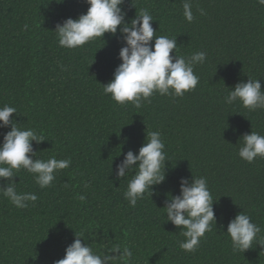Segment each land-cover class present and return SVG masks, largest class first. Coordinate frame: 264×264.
I'll use <instances>...</instances> for the list:
<instances>
[{
  "label": "trees",
  "instance_id": "obj_1",
  "mask_svg": "<svg viewBox=\"0 0 264 264\" xmlns=\"http://www.w3.org/2000/svg\"><path fill=\"white\" fill-rule=\"evenodd\" d=\"M183 2L122 5L129 21L147 8L156 35L177 37L178 54L207 52L206 62L195 66L194 90L176 98L155 93L137 109L103 93L122 63L119 36L106 33L104 40L76 49L58 45L56 24L86 13V0H0V107H16L19 126L45 137L33 142L40 159L72 161L43 189L26 170L17 173V191L38 196L27 208L0 195V264H54L64 258L75 232L88 239L83 242L96 243V250L107 233L113 243L131 248L130 264H264V246L254 241L247 251L234 252L226 233L242 211L264 229V158L248 163L238 155L243 134L264 135V109L224 103L227 87L249 77L260 79L264 89V6L257 0H192L195 19L189 23ZM10 130L0 128V144ZM147 131L162 134L170 161L165 182L132 207L124 198L132 174L119 179L116 166L129 150L138 154ZM193 176L207 178L217 201V228L187 252L179 247L182 230L166 221L161 208L168 195L180 194L181 178ZM0 186L7 182L0 180Z\"/></svg>",
  "mask_w": 264,
  "mask_h": 264
},
{
  "label": "clouds",
  "instance_id": "obj_2",
  "mask_svg": "<svg viewBox=\"0 0 264 264\" xmlns=\"http://www.w3.org/2000/svg\"><path fill=\"white\" fill-rule=\"evenodd\" d=\"M86 2L90 6L86 13L57 23L54 32L58 45L67 49L82 47L95 38L103 39L106 33H111L113 37L119 36L124 45L119 51L122 63L115 69L114 78L103 84L105 95L110 94L112 100L121 105L131 102L139 109L144 102H150L155 93L176 98L183 97L197 87L199 76L194 69L196 65L206 62V51L194 52L187 57L178 54L177 37L156 35L157 31L151 23L154 19L147 8L136 11L135 17L129 21L128 14L122 7L125 0ZM257 3L264 6V0H257ZM192 9V0H184L183 16L189 23L195 19ZM197 11L200 15H206L203 8H198ZM28 28L29 25L25 24L24 30ZM173 52L175 55H172ZM60 67L67 71L63 64ZM227 88L229 91L224 97L225 104L239 102L250 111L264 109V89L260 79L249 77L247 82L241 81L234 87ZM14 113L19 114L14 106L5 104L0 107V128L11 129L4 134L3 143L0 144V180L7 182L6 187L0 186V195L15 207L23 209L29 206L28 202L35 203L38 196L32 192L17 191L14 178L19 177L18 172L26 170L32 174L36 184L43 189L51 186L56 173L69 168L72 161L70 158L57 159L55 156L47 160L40 159L33 142L39 144L46 140L45 137L34 128L20 127V123L13 118ZM241 138L238 150L241 159L252 163L257 157L264 158V135L252 131L250 134H243ZM120 155L122 152L118 156ZM167 161L170 160L159 131H147L146 141L138 154L129 150L124 155V159L116 166V176L123 180L132 174L124 192V198L132 207L143 199L146 192L153 196V186L165 182ZM77 198L86 200L84 195H78ZM215 202L217 201L213 200L204 176H193L191 181L181 178L180 194L168 195L165 206L161 209L166 214V221L182 230L184 240L179 242L180 249L196 251L201 238L212 232L213 226L217 228ZM262 231L264 229L242 211L228 223L226 233L231 239L233 251L245 252L252 248L254 241L264 246V237L260 236ZM96 235L94 233V239ZM75 236L74 242L66 248L64 258L54 261V264H130L133 258V251L129 246L113 243V240L107 239L105 232L99 237L103 244L99 250L94 248L96 243L83 242L88 240L83 235L75 232Z\"/></svg>",
  "mask_w": 264,
  "mask_h": 264
}]
</instances>
